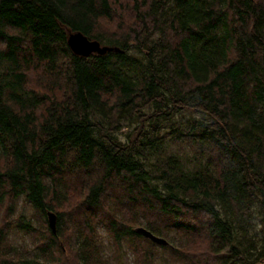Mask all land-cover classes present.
Here are the masks:
<instances>
[{
	"label": "trees",
	"instance_id": "1",
	"mask_svg": "<svg viewBox=\"0 0 264 264\" xmlns=\"http://www.w3.org/2000/svg\"><path fill=\"white\" fill-rule=\"evenodd\" d=\"M101 227L142 264H264V0H0V264H106Z\"/></svg>",
	"mask_w": 264,
	"mask_h": 264
},
{
	"label": "rangeland",
	"instance_id": "2",
	"mask_svg": "<svg viewBox=\"0 0 264 264\" xmlns=\"http://www.w3.org/2000/svg\"><path fill=\"white\" fill-rule=\"evenodd\" d=\"M130 6L131 4L127 5V10L130 11ZM112 21L114 23H112ZM121 21H125L124 19L121 20H116L113 19L109 22H105L103 23L104 28H106L107 32H115L116 31V26L118 27H122L125 24L122 23ZM22 207H25V213L28 217L32 216L31 213L33 211L32 207L30 206L29 203H26L23 199L20 198V200L18 201L17 204V211H19ZM65 219H66V225H71V221L68 218V214H65ZM138 226H142V225H138ZM137 227V226H136ZM10 240L17 246L20 247H28L30 248L32 245L31 242V236L29 234L26 233H22V232H16V233H11L10 234ZM64 240V239H63ZM98 241H101V245L99 246V248L103 251L104 255L103 258L104 260H107L106 264H142L140 259L132 254V251L129 249V247H126V252L122 253L121 250L119 251V249L114 245H112L111 243V238L108 236L107 231L105 230V228L101 227L99 229V233H98ZM143 244L145 246H147V244L142 241ZM63 243L68 246V240L65 239L63 241ZM163 251V250H162ZM121 253V254H120ZM154 255L156 256L155 258V262L154 264H177L178 262H171L168 261L166 263V261H164L161 256L164 257H168V254L166 251L161 252V250H157ZM68 264H72L69 263Z\"/></svg>",
	"mask_w": 264,
	"mask_h": 264
},
{
	"label": "water",
	"instance_id": "3",
	"mask_svg": "<svg viewBox=\"0 0 264 264\" xmlns=\"http://www.w3.org/2000/svg\"><path fill=\"white\" fill-rule=\"evenodd\" d=\"M68 45L71 50L78 55L89 56L91 53L104 54L110 50H119L118 48L102 45L98 40L89 39L87 35L81 31L71 32L67 39ZM48 224L52 231L56 232L57 215L53 211H48ZM136 231L144 237L150 239L159 245H168L169 241L161 236L154 234L151 230L144 226H137Z\"/></svg>",
	"mask_w": 264,
	"mask_h": 264
},
{
	"label": "bare ground",
	"instance_id": "4",
	"mask_svg": "<svg viewBox=\"0 0 264 264\" xmlns=\"http://www.w3.org/2000/svg\"><path fill=\"white\" fill-rule=\"evenodd\" d=\"M135 231H136V229H135ZM137 232V231H136ZM138 233V232H137Z\"/></svg>",
	"mask_w": 264,
	"mask_h": 264
}]
</instances>
